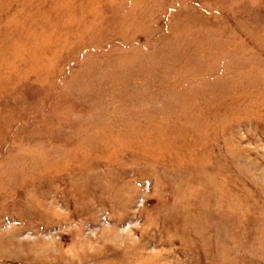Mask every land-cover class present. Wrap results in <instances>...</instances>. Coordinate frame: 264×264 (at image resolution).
<instances>
[{"label":"rangeland","instance_id":"rangeland-1","mask_svg":"<svg viewBox=\"0 0 264 264\" xmlns=\"http://www.w3.org/2000/svg\"><path fill=\"white\" fill-rule=\"evenodd\" d=\"M0 264H264V0H0Z\"/></svg>","mask_w":264,"mask_h":264}]
</instances>
